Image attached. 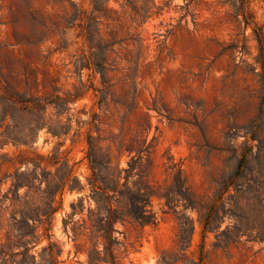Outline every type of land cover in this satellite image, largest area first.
Instances as JSON below:
<instances>
[{"label":"rangeland","instance_id":"374dc122","mask_svg":"<svg viewBox=\"0 0 264 264\" xmlns=\"http://www.w3.org/2000/svg\"><path fill=\"white\" fill-rule=\"evenodd\" d=\"M89 151L116 172L135 160L130 185L157 192L156 223H117L96 264H264L247 240L264 234V0H0V264H49V244L89 264L93 242L63 228L72 202L74 221L95 207ZM33 162L73 172L50 225L20 238L8 189Z\"/></svg>","mask_w":264,"mask_h":264},{"label":"trees","instance_id":"16d2710c","mask_svg":"<svg viewBox=\"0 0 264 264\" xmlns=\"http://www.w3.org/2000/svg\"><path fill=\"white\" fill-rule=\"evenodd\" d=\"M88 142L91 146V141L89 140ZM86 157L91 169V174L87 179L91 186V199L95 203V207L88 208L85 217L81 216L80 219L74 221L73 218L76 213L83 214V207L77 210L75 203L72 202V211L67 214L66 219H63V228L67 232L68 226H70L75 239L82 236L88 237L93 242V249L89 254V264L97 263L92 252L95 254L99 252L97 247L100 239L103 241L105 256L113 263L114 255L112 246L115 242L113 237V234L116 232L115 225L117 223H123L126 220H133L141 226L154 225L157 221V215L152 210L151 200L152 196L157 194V192H154L142 180L140 174H138L135 180L131 181L130 185V179L136 175L134 171L137 167V162L133 159L128 163V168L118 169L116 172L110 167L111 158L109 156L98 159L92 151H89ZM38 158L51 159L50 156L41 155ZM246 160L245 155L240 158L238 170ZM53 163L56 162L53 161ZM32 165V169L16 173L12 177L11 187L8 189V192H12V196L9 198L10 206H12V227H16L19 222L22 223L32 230L29 232L19 230L18 236L24 238L30 234L33 239L35 237L34 233L40 225H50V220L59 209V206L54 205L56 197L58 195L59 198L62 197L66 181L72 176L73 171L72 167L66 164V171L59 178V183H56L55 175L44 170L39 163L33 162ZM39 169L41 170L40 173H38ZM122 172H125L123 177L121 176ZM73 179L78 184L70 185L69 191L80 192L83 190L84 186L80 184V181L76 177H73ZM175 179L177 181L180 180L179 172L173 174V180ZM36 182L38 183V187H36L37 198L40 203L36 204V201H30L29 199L21 201V196L18 193L19 189L26 187L27 191L25 192V196H27ZM43 183L44 187L41 190L40 187ZM8 192L3 196L2 202L8 199ZM163 196L166 198V204H169L171 201L170 192L164 193ZM78 200L82 202L83 199L79 198ZM17 206H22V208L18 210ZM18 211L20 213L19 221L16 217ZM29 220H32V225H30ZM36 222L38 223L37 225ZM234 228L235 231H231V234L236 241H239L243 235V232H241V220H238V225ZM44 230L47 231L48 227L45 226ZM247 240L264 243V234H258L254 238ZM42 251L47 256V258L42 256L45 262L57 264L53 245H47Z\"/></svg>","mask_w":264,"mask_h":264}]
</instances>
